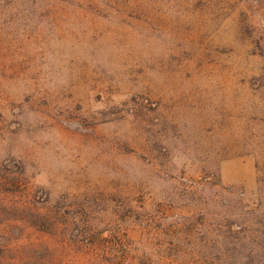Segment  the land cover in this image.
Listing matches in <instances>:
<instances>
[{"label":"rangeland","instance_id":"1","mask_svg":"<svg viewBox=\"0 0 264 264\" xmlns=\"http://www.w3.org/2000/svg\"><path fill=\"white\" fill-rule=\"evenodd\" d=\"M0 264H264V0H0Z\"/></svg>","mask_w":264,"mask_h":264}]
</instances>
